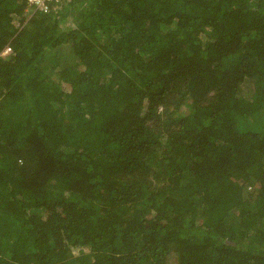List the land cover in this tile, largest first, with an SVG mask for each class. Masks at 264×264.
<instances>
[{
	"label": "trees",
	"instance_id": "trees-1",
	"mask_svg": "<svg viewBox=\"0 0 264 264\" xmlns=\"http://www.w3.org/2000/svg\"><path fill=\"white\" fill-rule=\"evenodd\" d=\"M46 3L0 0V264H264V0Z\"/></svg>",
	"mask_w": 264,
	"mask_h": 264
},
{
	"label": "rangeland",
	"instance_id": "rangeland-1",
	"mask_svg": "<svg viewBox=\"0 0 264 264\" xmlns=\"http://www.w3.org/2000/svg\"><path fill=\"white\" fill-rule=\"evenodd\" d=\"M73 19H74V18H72V17H68L67 22H66V23H62V25L65 26L64 24H67V25H69V26H72V25H73ZM1 54H2V55H6V56H8V54H9V49H8V48L5 49L4 51L1 52ZM244 86H245V87H246V86H247V87H250V86H251L250 81H247V82L245 83ZM76 253H77V252H76Z\"/></svg>",
	"mask_w": 264,
	"mask_h": 264
},
{
	"label": "built area",
	"instance_id": "built-area-1",
	"mask_svg": "<svg viewBox=\"0 0 264 264\" xmlns=\"http://www.w3.org/2000/svg\"><path fill=\"white\" fill-rule=\"evenodd\" d=\"M48 0H30V3H36L40 8L44 11L48 10V4L46 3Z\"/></svg>",
	"mask_w": 264,
	"mask_h": 264
}]
</instances>
